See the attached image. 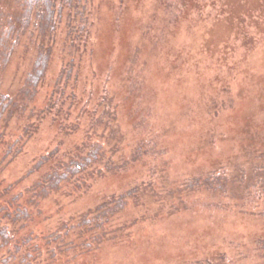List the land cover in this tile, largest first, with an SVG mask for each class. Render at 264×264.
<instances>
[{"label":"rangeland","instance_id":"rangeland-1","mask_svg":"<svg viewBox=\"0 0 264 264\" xmlns=\"http://www.w3.org/2000/svg\"><path fill=\"white\" fill-rule=\"evenodd\" d=\"M87 4L74 27L34 16L13 54L0 49V192L24 197L42 158L110 122L107 150L129 166L75 200L43 198L33 229L120 197L126 215L107 207L124 232L53 264H264V0ZM16 8L0 0V14Z\"/></svg>","mask_w":264,"mask_h":264},{"label":"trees","instance_id":"trees-1","mask_svg":"<svg viewBox=\"0 0 264 264\" xmlns=\"http://www.w3.org/2000/svg\"><path fill=\"white\" fill-rule=\"evenodd\" d=\"M87 2L88 0H15L16 12L0 14V24L3 26L1 30L3 32L0 34L2 37L0 49L7 50V45L13 44L9 55L13 54L15 42L33 27L34 16L41 15L48 25V19L50 23L58 24L67 14L74 27V20L82 17L86 19L89 13ZM85 29V26H81L73 37L74 42H80L88 37L83 32ZM79 48H82L81 45ZM11 100L10 98L8 101ZM108 116L109 114L106 115ZM108 121H111V118ZM101 124L104 133L100 134L96 141L90 142L88 140L90 138L87 137L86 141L84 139L80 144L71 146L72 148L62 156L55 158L51 153L48 157L42 158V164H45L49 172L36 185L27 189L24 197L23 194L11 195V188L0 192V264H53L66 253L73 252L72 255L76 257L78 250L86 252L91 250L94 244V248L98 247L102 240L113 237L110 235L112 232L117 230L124 232L122 219L120 221L119 216L115 215L127 214L123 209L125 208L123 198L120 197L112 202H109L110 200L103 202V205H106L104 208L101 205L77 217L46 218V231L36 232L33 229V225L42 213L41 201L53 195L74 200L83 197L102 178L129 166L124 159V153L119 148H111L110 152L107 150V132L113 123L101 122ZM94 127L95 125L92 124L91 128ZM6 129L7 126H4V131L0 135V146L5 139H3L4 135L7 136ZM91 130L87 132L88 135ZM33 135L34 133L29 134L25 143L29 142ZM21 142L22 138H18L11 147H16ZM14 148H10L9 155ZM111 152L113 153L110 156ZM1 163L2 161L0 165ZM107 202L111 207L116 208L117 213L113 212V209L109 211ZM117 221L119 222L117 228L111 229V232L104 230L106 225H112ZM261 251L264 253V245Z\"/></svg>","mask_w":264,"mask_h":264}]
</instances>
